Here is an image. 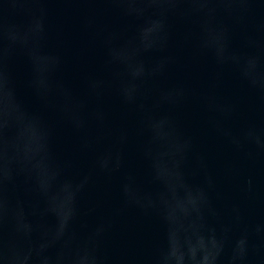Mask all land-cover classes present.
<instances>
[{
    "label": "water",
    "instance_id": "95a60500",
    "mask_svg": "<svg viewBox=\"0 0 264 264\" xmlns=\"http://www.w3.org/2000/svg\"><path fill=\"white\" fill-rule=\"evenodd\" d=\"M0 264H264V0H0Z\"/></svg>",
    "mask_w": 264,
    "mask_h": 264
}]
</instances>
